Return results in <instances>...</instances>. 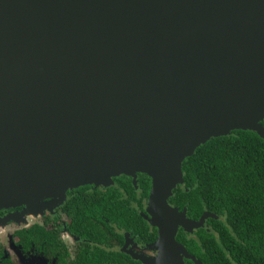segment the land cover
Wrapping results in <instances>:
<instances>
[{
    "label": "water",
    "instance_id": "95a60500",
    "mask_svg": "<svg viewBox=\"0 0 264 264\" xmlns=\"http://www.w3.org/2000/svg\"><path fill=\"white\" fill-rule=\"evenodd\" d=\"M0 97V209L145 173L163 259L184 264L178 229L203 222L168 202L183 162L264 139V0H0Z\"/></svg>",
    "mask_w": 264,
    "mask_h": 264
},
{
    "label": "flooded vegetation",
    "instance_id": "af4514ba",
    "mask_svg": "<svg viewBox=\"0 0 264 264\" xmlns=\"http://www.w3.org/2000/svg\"><path fill=\"white\" fill-rule=\"evenodd\" d=\"M135 176L122 174L113 177L108 185L86 184L69 189L63 198L46 199L45 203L48 205L40 207L38 216L33 219L28 217L23 224L6 225L3 219L14 213L17 220H23L21 215L26 208H1L0 225L6 227L5 231L0 232V264H21L19 257L9 251V234L16 239L24 264H171L167 259H163V250L159 245L160 230L153 222L154 216L150 206L152 186L149 193L143 189L152 185L151 179L145 176L142 180V173ZM257 178L261 183L264 182L263 174L258 173ZM181 186L185 187V179L184 183L177 187ZM174 195L173 192L168 200L172 207L180 212L185 211L191 223L203 222V226L194 227L192 232L183 227L178 229L176 240L189 254L183 257L184 264H206L203 261L205 251L200 235L204 230L216 236L215 221L216 229L223 224L227 225L231 232L224 243L250 244L251 258L264 260V249L258 255L259 250L253 246L256 240L243 238L238 227L229 224V210H216V213L205 210L198 217L192 216L188 213V205L179 209L171 202ZM251 200L252 196H249L245 202L248 205V222L251 219L257 221L258 218L263 221V211L254 210L256 208ZM99 201L104 205L108 203L115 212L101 216L94 214L92 220L96 226L93 227L90 222L91 213L82 210H94ZM255 202L258 203V196ZM216 205L220 208L219 199ZM74 213H77L78 217ZM35 225L49 233L53 232L55 239L42 237L38 241H26L21 233ZM250 226L253 224L250 223ZM14 227L15 229L11 230ZM228 255L234 258L230 257L232 264H236V256Z\"/></svg>",
    "mask_w": 264,
    "mask_h": 264
},
{
    "label": "trees",
    "instance_id": "16d2710c",
    "mask_svg": "<svg viewBox=\"0 0 264 264\" xmlns=\"http://www.w3.org/2000/svg\"><path fill=\"white\" fill-rule=\"evenodd\" d=\"M262 124L264 125V121ZM182 172L185 187L175 188L171 202L179 209L188 205V213L196 217L205 210L214 213L216 210H229V224L238 227L243 238L256 240L253 246L259 250L260 255V251L264 249V220L258 218L257 221L251 219L248 222V205L245 202L252 196L251 201L256 208L254 210L264 213V186H260L264 182L261 183L257 178L258 173L264 175V139L251 130L240 129L233 130L226 136L212 138L199 146L193 156L186 158ZM142 174V180L148 177L147 174ZM150 179L152 185L143 188L146 193L153 187V179ZM256 196L258 203L255 202ZM218 199L220 208L216 205ZM119 205L120 203L117 207ZM102 206L106 208H101ZM82 211L91 213L90 222L93 227L96 226L92 220L94 214L101 216L115 212L108 203L104 205L102 201L95 204L94 210ZM74 215L78 217L77 213ZM214 227L217 230L216 236L204 230L200 235L205 251L203 261L206 264H232L234 258L228 254L236 256V264H264V260L251 258L250 244L224 243L231 234L227 225L222 224L216 229L215 221ZM21 236L26 241H38L42 237L55 239L53 232L49 233L38 225L23 231ZM193 252L198 253L197 250Z\"/></svg>",
    "mask_w": 264,
    "mask_h": 264
},
{
    "label": "rangeland",
    "instance_id": "374dc122",
    "mask_svg": "<svg viewBox=\"0 0 264 264\" xmlns=\"http://www.w3.org/2000/svg\"><path fill=\"white\" fill-rule=\"evenodd\" d=\"M46 199H48V198H46ZM46 199H42V200L39 201L40 207L42 205H48V203H45ZM51 205L53 206L54 204H51ZM21 207H24V208H26V210H29L31 208V205H28V206L25 205V206H21ZM40 207L37 209L36 212H30V213L28 212L27 213V211L24 210L23 211L24 214L22 213L23 215H21V216H23V220L22 219L21 220H17L16 214L13 213V214L9 215L8 217H6L5 219H3V222H6V225L7 224H13L14 225V224H21V223L23 224V222H25V220L28 217L33 219V218H35V216H38L39 211H40L39 210ZM44 210H46V209H44ZM6 225L5 226H1L0 225V232L5 231L4 229H5ZM7 229L8 228H6V230ZM14 229H15V227L13 229H11V230H14ZM9 238H10V250L9 251L12 252V254H16L19 257V259H20V263L24 264L23 258H21L20 255H19V251L20 250H19V247H17L16 239L11 234H9ZM33 264H35V263L33 262Z\"/></svg>",
    "mask_w": 264,
    "mask_h": 264
}]
</instances>
